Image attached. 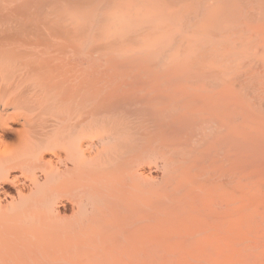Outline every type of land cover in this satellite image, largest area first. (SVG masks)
I'll list each match as a JSON object with an SVG mask.
<instances>
[{
  "label": "bare ground",
  "instance_id": "6f19581e",
  "mask_svg": "<svg viewBox=\"0 0 264 264\" xmlns=\"http://www.w3.org/2000/svg\"><path fill=\"white\" fill-rule=\"evenodd\" d=\"M0 264H264V0H0Z\"/></svg>",
  "mask_w": 264,
  "mask_h": 264
}]
</instances>
